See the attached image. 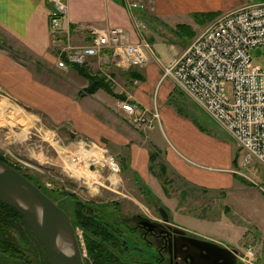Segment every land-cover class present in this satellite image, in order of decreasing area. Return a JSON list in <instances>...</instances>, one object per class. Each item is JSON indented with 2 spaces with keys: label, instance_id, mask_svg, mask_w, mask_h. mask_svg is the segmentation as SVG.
<instances>
[{
  "label": "crops",
  "instance_id": "1",
  "mask_svg": "<svg viewBox=\"0 0 264 264\" xmlns=\"http://www.w3.org/2000/svg\"><path fill=\"white\" fill-rule=\"evenodd\" d=\"M130 1L63 0L66 4L64 31L62 35L54 37L49 22L50 11L55 6L53 0H0V37L13 39L17 45L30 52L34 60L47 64L42 66V76H39L34 70L18 63V59L12 56L13 52L10 54L0 47V77L12 78V91L17 94L18 100H22L19 103L24 107H31L29 103L33 102L42 108V118L45 119L43 129L54 126L61 127L64 133L69 132L72 140L67 146L60 145L67 155H84L86 149L97 146L115 158L120 165L118 173L108 170L104 174L105 167L110 168V165L106 160L96 162L103 167L98 171V180L103 178L111 184V174L122 176L127 173L129 176L125 180H132V176H135L137 182L149 189L153 187L152 182L158 183L165 194L162 181L151 168V152L159 151L156 162L166 165V175L170 179L179 178L203 191H234L247 186L231 170L236 165L233 159L236 148L232 141L210 132L173 102L177 90L182 89L172 77H162L164 68L175 57L163 62L153 49L155 34L159 33L157 29L188 24L187 20L185 22L176 16L218 9L217 0H145V7L139 10L130 9ZM241 1L244 3L245 0ZM205 18L200 16L198 19L202 27L199 32L192 27L196 35L209 24L211 19ZM140 24L146 26L143 31ZM108 26L124 28L133 42L146 40L149 36L152 50L148 51L144 63L131 68L125 67L124 57L113 56L111 49H107L109 55L89 56L84 64L79 65L91 74L104 77V83L110 90L100 86L88 93L86 88L90 84L89 79L70 65L60 67L58 53L67 45L66 32L70 33L72 44L84 45L92 42L94 35L90 27L103 29ZM174 31L181 36L178 29ZM181 41L178 55L185 49V40ZM48 68L68 74L71 81L59 85L43 80ZM123 100L132 101L142 109L158 106L160 120L151 128L137 127L126 117L121 106ZM55 134L56 142L64 141L65 135L59 136L57 131ZM60 156L63 158L66 155ZM90 167L96 168L93 165ZM186 201L179 197L174 204V211L187 215L183 207ZM200 217L207 219L206 216ZM217 243L230 246L221 241Z\"/></svg>",
  "mask_w": 264,
  "mask_h": 264
},
{
  "label": "rangeland",
  "instance_id": "2",
  "mask_svg": "<svg viewBox=\"0 0 264 264\" xmlns=\"http://www.w3.org/2000/svg\"><path fill=\"white\" fill-rule=\"evenodd\" d=\"M216 2L219 4L218 9L196 12L189 16L179 15L176 18L187 20L188 24L180 25H187L191 29L193 27L199 32L202 29L200 26L201 22L198 21L200 16L206 17L205 20H210L212 18L207 17L205 14H223L243 4L241 0H217ZM230 6L232 7L228 9ZM140 27L143 31L146 26L143 27V24H140ZM177 27L156 30L159 33L155 34L156 40L153 44V49H155V52L163 62H169L178 55L181 40H185V47L191 42L190 37L187 35L179 36L174 31V29L177 30ZM161 32L165 36H162ZM197 32L195 31V34ZM52 35L54 36L53 33ZM146 40L151 44L150 40L152 39L149 36ZM170 40H177V42H170ZM0 47L6 49L10 54L13 52L12 56L18 59V63L34 70L39 76L41 75L42 66L47 65L34 60L30 52L17 45L11 38L0 37ZM252 53L253 63L259 67H264V46L253 49ZM36 64L39 67H36ZM70 78L68 74H63L55 68H48L42 77L45 81H52L59 85H61L60 83L70 82ZM12 86V78L0 77V155L3 154L11 165L17 163L24 175L30 178L56 203L64 207L69 214L74 215L76 203V198L73 199L71 193L76 195L78 200L85 203L90 202V205L97 207L101 211V216L106 220L109 218V222L112 224H114L113 220L115 217L121 216L124 219L125 217L130 218L128 224L134 227L140 223L143 224V222L149 225H156L155 222L163 219L159 211H157V208L162 206L166 208L174 224L182 228L186 226L187 229H184L187 231L190 229L188 232L192 231L194 234L196 233L209 241H221L223 244L237 247L241 251V257L240 255L238 256V264H254L243 256L249 245L253 246L254 249L256 259L253 261L257 264H264V192L259 187H256V185L254 187L247 179L238 177L240 181L247 184L245 187L248 188L239 187L234 191H203L204 189L201 190L189 185L179 178L174 177L175 179L173 178V180L166 175L168 187L170 188L164 194L158 183L152 182L153 187L150 185L151 189H149L137 182L135 176H132V180H125V177L129 176L127 173L122 176L116 174L109 176L113 183L117 185L110 184L103 178L90 183L86 178L81 177L82 175H76L69 170L66 159L60 156L61 154L67 156L60 145L67 146L68 142L72 140L69 132L64 133L61 127L55 128L54 126L51 127L52 129L46 127L43 129L42 123H45V119L42 118V108L33 104V102L29 103L31 107H24L19 103L22 100H18L17 94L13 93ZM229 87L227 85L228 91H230ZM174 96L173 99L175 101L173 102L184 112L191 114L200 125L206 127L210 132L232 141L234 149L236 148L233 159L235 157L238 159L240 149L234 138L194 98L180 89L177 90ZM23 111L26 112V115ZM21 117H25V120H22ZM23 131H26L25 136L21 135ZM55 131H57L59 136L65 135L64 141L56 142L57 135ZM55 147L58 148L59 152H57L58 150ZM69 156L72 159H76L75 161L79 166L81 165L80 167H82L83 171L93 170L95 172L93 173L100 178L98 171L103 167H100V163H95L98 161H95L93 156L90 162L86 159H80L82 156L80 154ZM235 162L237 164V160ZM93 163L95 167L99 166L91 169L90 166ZM15 167L17 166L15 165ZM154 169L159 173L161 171L159 165H155ZM108 170L111 171L109 166H106L104 174ZM118 183H121L120 187ZM108 185L110 188L107 187ZM182 192H184L185 196H182ZM179 197L187 200L183 205L186 209L184 213L187 215L174 211V204H176ZM158 198H161L162 201H159ZM102 203L106 204L107 207H103ZM138 215L141 217L136 219ZM132 216H134L133 219L131 218ZM200 216H206L207 219H202ZM141 220L143 222H140ZM7 230V239L14 245L10 247V250L12 248L14 250L7 253L0 247V264H49L46 249L41 244L42 242H39L35 230L32 229L27 220L19 218ZM77 230L83 244L85 260H88L90 264H95L88 255L83 229L77 227ZM146 230V228H140L138 231L143 234ZM122 231L121 240L125 237L130 238L133 236L136 238L135 245L147 246L145 242L139 239L138 232L130 234L126 228H123ZM2 237L3 235H0V238ZM4 247L6 248V246ZM134 247L132 246L130 249ZM126 248L128 249L129 246L127 245ZM142 251H144L142 257L135 253H123L122 259L120 258L121 264H136V261L139 264H146L151 256V258L155 259L154 252H148V250H143V248ZM149 264H153V262L150 261Z\"/></svg>",
  "mask_w": 264,
  "mask_h": 264
},
{
  "label": "built area",
  "instance_id": "3",
  "mask_svg": "<svg viewBox=\"0 0 264 264\" xmlns=\"http://www.w3.org/2000/svg\"><path fill=\"white\" fill-rule=\"evenodd\" d=\"M53 1L50 28L57 37L64 31L66 4L63 0ZM144 1L132 0L128 7L143 9ZM91 33L94 36L90 44L76 45L66 32L67 45L58 53L60 67L69 66L66 58L72 63L84 64L89 56L109 55L107 49H111L113 56L124 57L125 67L131 68L144 63L148 51L152 50L147 40L130 41L122 27H92ZM262 46L264 0H246L239 7L216 16L164 68L162 78L172 77L233 136L240 154L232 172L264 192V67L253 63L252 53ZM121 106L137 127L151 128L161 117L158 106L142 109L129 100H123ZM106 154L114 163L112 167L107 161L112 172L118 173L119 163L109 152ZM253 250L249 245L243 256L257 264L253 261L256 259Z\"/></svg>",
  "mask_w": 264,
  "mask_h": 264
},
{
  "label": "water",
  "instance_id": "4",
  "mask_svg": "<svg viewBox=\"0 0 264 264\" xmlns=\"http://www.w3.org/2000/svg\"><path fill=\"white\" fill-rule=\"evenodd\" d=\"M92 169L94 167H91ZM0 200L17 209L30 223L54 264H87L83 244L68 211L24 173L0 158ZM160 213L168 217L160 206ZM176 229V228H175ZM185 232L184 229H176ZM180 248L190 250L197 264H237L241 251L203 238H191ZM194 261V260H193Z\"/></svg>",
  "mask_w": 264,
  "mask_h": 264
},
{
  "label": "trees",
  "instance_id": "5",
  "mask_svg": "<svg viewBox=\"0 0 264 264\" xmlns=\"http://www.w3.org/2000/svg\"><path fill=\"white\" fill-rule=\"evenodd\" d=\"M205 15L214 19L215 16L219 15V13H207ZM177 29L180 32V35L183 36L187 34V36L190 37L191 40L196 36L195 32H193V30L187 25H179ZM66 59L70 66L76 68L80 74L89 79L90 84L86 88V92L92 93L100 86H105L109 89L107 83H104V77L91 74L85 67H82L77 63H72L68 60V58ZM158 155L159 151L151 152V168L161 179L165 191L168 192L169 184L167 183L168 180L166 177L167 168L166 165H164L162 162H156ZM0 158L7 161L6 158H4L3 154L0 155ZM236 160L237 157H235V161ZM155 165L160 166V173L156 172V170L154 169ZM71 195L73 196V199H77L76 195H74L73 193H71ZM76 199L74 215H70L72 217L74 226L76 228L81 227L83 229V236L90 260L92 259L95 264H121V256L127 248L123 243L124 239H120V230H118L117 227L109 222V218L106 220L104 217H102L101 211L97 207H93L92 205H90V202L85 203ZM10 215H12V217ZM19 218H23L26 220V218L17 209L0 200V235H3L4 237L0 238V247H2L3 250L7 253L14 250L13 248L12 250H10V247H13L14 245L11 244V241L7 239V228H9L12 224H15V222L18 221ZM113 221L114 223L116 222L115 219ZM39 242L41 243L40 239ZM108 244H110L111 246ZM4 246H6V248ZM47 258L49 260V264H54L48 253ZM86 262L87 264H90L88 260H86Z\"/></svg>",
  "mask_w": 264,
  "mask_h": 264
},
{
  "label": "flooded vegetation",
  "instance_id": "6",
  "mask_svg": "<svg viewBox=\"0 0 264 264\" xmlns=\"http://www.w3.org/2000/svg\"><path fill=\"white\" fill-rule=\"evenodd\" d=\"M7 162L10 163L9 161ZM15 165L19 168L18 170H20V167L17 165V163H14L13 166L15 167ZM107 187L110 188L109 185ZM107 204L111 205L110 203H107ZM102 206L107 207V205L104 203H102ZM159 207L157 208V211H159ZM160 215L163 219L158 222H155L156 225L154 224L149 225L147 223H144L143 220H141L140 222H143V224L140 223L139 225H135V227L128 224L129 223L128 221H130V218L128 219L125 217L124 219V218H121V216L115 217L116 222L113 225L117 227L118 230H120L119 233L123 232L122 231L123 228H126L130 232V234L138 232L139 239L142 242H145L147 245L146 247H143L142 245H135L134 244V242L136 241L135 237L133 236H131L130 238L125 237L123 243L125 246L128 245L129 248L125 249L124 253H127V252L135 253L139 255L140 257H142L144 255L143 253L144 251H142V248H143V250H148V252H154L155 259L151 258L152 256L150 258L148 257L149 262L151 261L153 262V264H197L195 261L199 262L200 259H197V256H196V259L192 258L190 250L187 251L186 248H183L182 250L180 248V244L189 243L190 242L189 239L194 238V237L196 238H202V237H200L197 234L188 232L184 228L174 224L169 214H168V217H163L161 213ZM10 216L12 217V215ZM133 217L134 216H132L131 218L133 219ZM139 217L141 216L138 215L136 219ZM140 228H146L147 230L143 234H141L140 231H138ZM175 228L184 229L185 232L177 231ZM137 241H138V238H137ZM132 246H135V247L133 249H130ZM149 262L146 264H149ZM135 263L139 264L138 261H136ZM127 264H131V263H127Z\"/></svg>",
  "mask_w": 264,
  "mask_h": 264
},
{
  "label": "bare ground",
  "instance_id": "7",
  "mask_svg": "<svg viewBox=\"0 0 264 264\" xmlns=\"http://www.w3.org/2000/svg\"><path fill=\"white\" fill-rule=\"evenodd\" d=\"M24 113L26 115V112H24ZM26 118H27V116H26ZM21 119L22 120H25V117H21ZM27 129H29V128H27ZM25 133H26V131H23L21 135L22 136H25ZM100 149H102V148H100ZM100 149H98L97 147H93L92 149L85 151L84 152V155H82L80 159H86V160H89V162H90L92 160L91 157L93 156L95 158V161L101 162L103 160H106L113 167V164L114 163L108 158V155L105 153V151H99ZM64 158L66 159V162H67V168L69 170H71L74 174H76V175H82L81 177L86 178L90 183L91 182H94V180H97L98 179V177L93 173V171H86V172L83 171L82 170V167H80L81 165L79 166L78 163L75 161L76 159H72V157L69 156V155L65 156Z\"/></svg>",
  "mask_w": 264,
  "mask_h": 264
}]
</instances>
